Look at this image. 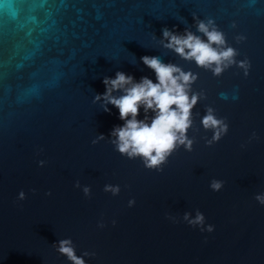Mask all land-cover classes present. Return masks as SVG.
<instances>
[{
  "label": "water",
  "instance_id": "obj_1",
  "mask_svg": "<svg viewBox=\"0 0 264 264\" xmlns=\"http://www.w3.org/2000/svg\"><path fill=\"white\" fill-rule=\"evenodd\" d=\"M193 14L214 20L247 76L235 66L213 76L161 46V29L182 33ZM142 56L197 74L192 90L205 94L192 150L179 147L159 172L115 150L110 133L124 122L93 102L118 71L156 82ZM206 107L228 124L210 146ZM262 193L264 0H0V264H71L56 251L62 239L77 256L95 253L85 264H264ZM197 210L211 233L183 222Z\"/></svg>",
  "mask_w": 264,
  "mask_h": 264
},
{
  "label": "clouds",
  "instance_id": "obj_2",
  "mask_svg": "<svg viewBox=\"0 0 264 264\" xmlns=\"http://www.w3.org/2000/svg\"><path fill=\"white\" fill-rule=\"evenodd\" d=\"M195 32L192 26L185 27L183 32H178L164 27L161 29L159 43L166 49L174 52L184 61L194 62L199 68L210 71L213 76L219 77L224 71L235 66L248 75L249 61L245 58L237 60L239 52L228 44L225 33L219 29L211 18L199 19L193 14ZM235 24L231 25L235 28ZM236 43L245 40L243 35L234 37ZM141 62L151 69L156 78L153 82L147 77L134 80L131 75L116 72L114 78L105 77L103 84L105 91L97 94L93 102H101L105 112L112 105L119 112V119L124 123L122 126L113 127L110 143L115 150L129 159L140 158L146 169L162 171V166L168 161V157L179 147L183 146L186 151L192 150L194 139L187 136V132L193 126L192 109L199 100L205 99L203 91L194 92L192 84L197 80V74L184 71L173 63H164L157 56H142ZM119 93V95H114ZM143 109L144 118L138 119L140 110ZM152 115L149 117L148 113ZM199 115V113H197ZM204 130L211 131V139H205L207 145L219 141L228 130V124L224 118H218L212 107H206L205 114L200 120ZM255 138V133L252 134ZM104 139L103 135L97 137L92 143ZM45 162L39 161L40 166ZM223 181L212 180L210 188L219 191ZM74 187L79 188V182ZM105 192L117 195L119 186L105 185ZM82 191L85 196L90 193V188L84 186ZM50 195V193H46ZM25 194L21 191L18 199L23 200ZM259 204L264 205V193L255 196ZM134 200H129L131 207ZM177 222L175 217H167ZM183 222L191 227L199 228L201 232L213 231L212 225L205 226V217L200 211H196L194 217L188 212L182 216ZM115 224V221H113ZM103 227L102 224L99 225ZM56 251L67 258L71 264H85L83 257L94 256L95 253L85 251L82 256H77L71 239H62L57 242Z\"/></svg>",
  "mask_w": 264,
  "mask_h": 264
}]
</instances>
